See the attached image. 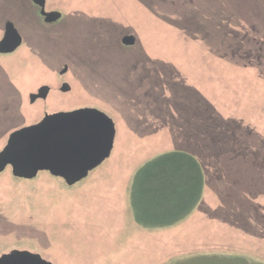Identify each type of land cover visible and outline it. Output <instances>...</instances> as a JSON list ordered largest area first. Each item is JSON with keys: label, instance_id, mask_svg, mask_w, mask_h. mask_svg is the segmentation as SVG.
I'll list each match as a JSON object with an SVG mask.
<instances>
[{"label": "rangeland", "instance_id": "374dc122", "mask_svg": "<svg viewBox=\"0 0 264 264\" xmlns=\"http://www.w3.org/2000/svg\"><path fill=\"white\" fill-rule=\"evenodd\" d=\"M223 6L45 0L46 12L61 15L47 26L30 0H0V40L7 22L22 39L0 55V151L12 132L55 113L95 109L115 129L110 157L73 186L47 172L32 180L10 168L0 174V256L264 264V160H246L264 151V65L233 54L234 32L244 28L219 20ZM173 150L201 163L202 201L174 227L143 230L131 218L130 184L146 162Z\"/></svg>", "mask_w": 264, "mask_h": 264}, {"label": "water", "instance_id": "95a60500", "mask_svg": "<svg viewBox=\"0 0 264 264\" xmlns=\"http://www.w3.org/2000/svg\"><path fill=\"white\" fill-rule=\"evenodd\" d=\"M40 9L46 23L57 21L58 12H45V0H30ZM22 39L10 22L4 26L0 54L16 51ZM115 129L112 121L95 109L45 116L36 125L12 132L0 151V174L10 168L14 178L32 180L47 172L67 186L84 180L112 152ZM0 264H50L27 251L0 256Z\"/></svg>", "mask_w": 264, "mask_h": 264}, {"label": "trees", "instance_id": "16d2710c", "mask_svg": "<svg viewBox=\"0 0 264 264\" xmlns=\"http://www.w3.org/2000/svg\"><path fill=\"white\" fill-rule=\"evenodd\" d=\"M212 2L217 4V8L224 5L221 12L216 13L219 20L238 23L244 28L243 32H234L232 39L236 50L233 54L242 52L264 65V0H212ZM227 48L231 49V44H228ZM255 156L250 153L246 160L249 162L264 160V151ZM262 180L264 187V178ZM205 185L204 169L194 155L183 150L161 154L146 162L134 174L128 196L131 218L136 225L146 231L174 227L184 222L200 205ZM245 207L250 206L246 204ZM262 225L264 226V221Z\"/></svg>", "mask_w": 264, "mask_h": 264}, {"label": "flooded vegetation", "instance_id": "af4514ba", "mask_svg": "<svg viewBox=\"0 0 264 264\" xmlns=\"http://www.w3.org/2000/svg\"><path fill=\"white\" fill-rule=\"evenodd\" d=\"M37 9H38V14H39V17L41 18V20H42V23H44L45 25H50V26H52V25H54V24H56L59 20H60V18L57 20V21H55V22H53V23H46L45 21H44V17L42 16V15H40V9L37 7ZM45 9V8H44ZM46 12V11H45ZM47 13H51V12H47ZM6 24V23H5ZM5 24H4V26H5ZM3 33H4V31H3ZM2 37H3V35H2ZM2 39V38H1ZM123 42V41H122ZM0 55H2V54H0ZM60 75H62V73H60ZM61 90L62 91H64V90H68V88H67V86L65 85V84H62V88H61ZM46 89L45 90H43L42 92H40V93H46ZM9 137V136H8Z\"/></svg>", "mask_w": 264, "mask_h": 264}]
</instances>
